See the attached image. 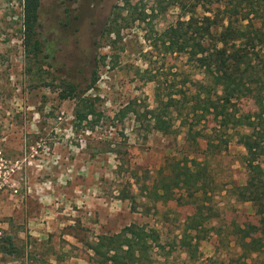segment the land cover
I'll return each instance as SVG.
<instances>
[{"label":"rangeland","instance_id":"rangeland-1","mask_svg":"<svg viewBox=\"0 0 264 264\" xmlns=\"http://www.w3.org/2000/svg\"><path fill=\"white\" fill-rule=\"evenodd\" d=\"M126 2L141 19L130 20L119 36L103 34L119 11L127 16ZM193 6L42 0L36 39L60 32L67 16L79 17L78 34L54 44L47 57L25 49L23 0H0V246L12 248L0 251V264H98L90 249L98 237L132 224L159 235L162 248L152 251V264H264V255L243 254L235 232L254 234L260 225L252 204L235 193L249 176L237 137L216 153L200 136L194 143L191 134L208 123L184 125L183 119H193L188 107L172 114L167 135L152 128L150 115L115 120L127 106L142 116L156 111L160 83L195 93L201 72L183 56L165 54L160 43V34L188 19ZM207 7L199 4L197 17L210 15ZM94 71L98 81L85 96L96 99L97 115L79 125L76 101L59 95L69 81L81 94ZM238 108L240 118L257 111L250 99ZM239 130L249 131L229 133ZM186 158L208 164L215 191L201 198L204 208L185 205L188 198L178 190L169 201L148 198L159 171ZM199 212L205 224L190 230V217Z\"/></svg>","mask_w":264,"mask_h":264},{"label":"trees","instance_id":"trees-1","mask_svg":"<svg viewBox=\"0 0 264 264\" xmlns=\"http://www.w3.org/2000/svg\"><path fill=\"white\" fill-rule=\"evenodd\" d=\"M168 0V4H194L189 10L188 19L181 18L175 25L168 27L160 34V43L165 54L183 56L187 63L203 75L196 81L195 93L188 95L175 86H164L156 89L158 107L156 111L140 115L132 106H127L115 116V120H123L133 113L138 121L150 115L153 129L162 134H171L173 129L171 116L185 107L193 116L191 122L183 119L184 125L193 126L195 121L203 126L202 130L190 131L194 143L197 136L205 139L208 150L219 151L227 147L230 139L238 138L240 145L246 150L243 163L248 171V180L242 187L235 189L240 201L251 203L260 217L258 231L251 234L249 230L238 228V244L243 254L264 255V0ZM42 0H23V44L28 54H40L46 51L51 57L52 47L49 38L36 39L39 27V15ZM199 4H210L205 8L210 15L197 17ZM131 5L126 2L122 11H128L126 17L119 11L115 19L106 24L102 33L120 35L123 26L140 20L135 13L129 14ZM187 17V16H186ZM124 24L118 25L119 20ZM98 81L94 71L89 85L81 94L77 93L75 82L65 83L61 100L76 101L75 121L81 125L90 117L97 115L96 99L85 96ZM178 96V97H177ZM244 99L255 102L257 111L252 116L240 118L238 105ZM188 115V116H190ZM150 122V121H149ZM246 127L248 132L230 134L231 129ZM220 140V146L216 141ZM169 170L161 169L149 190L148 198L152 201H169L175 191L184 192L185 205H200L202 200L215 191L206 161L186 158L171 164ZM161 175V176H160ZM205 224L203 214L199 212L190 217L188 228L198 229ZM7 241H10L9 239ZM10 245H12L10 243ZM189 246L191 243L185 242ZM162 248L160 237L154 230L132 224L119 233L102 235L91 246L98 264H152V251ZM0 246V251L12 253V248Z\"/></svg>","mask_w":264,"mask_h":264},{"label":"flooded vegetation","instance_id":"flooded-vegetation-1","mask_svg":"<svg viewBox=\"0 0 264 264\" xmlns=\"http://www.w3.org/2000/svg\"><path fill=\"white\" fill-rule=\"evenodd\" d=\"M79 21V17L75 16L72 17L71 16H67L65 18V20H63V26L62 28H60V32H51L49 39L51 40V47L53 49L54 44L56 43H60L62 44L65 40L69 39V37L71 35H74V33L78 34V30H77V23ZM75 29L76 31L72 33V29ZM104 29V28H103ZM102 29V30H103ZM101 30V31H102Z\"/></svg>","mask_w":264,"mask_h":264},{"label":"built area","instance_id":"built-area-1","mask_svg":"<svg viewBox=\"0 0 264 264\" xmlns=\"http://www.w3.org/2000/svg\"><path fill=\"white\" fill-rule=\"evenodd\" d=\"M0 227H1V224H0ZM0 229H2V228H0ZM0 235H2V231L0 230Z\"/></svg>","mask_w":264,"mask_h":264}]
</instances>
